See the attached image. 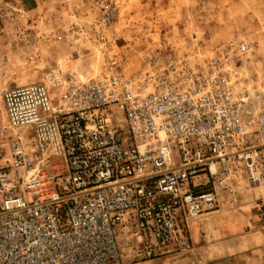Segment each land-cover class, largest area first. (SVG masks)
Instances as JSON below:
<instances>
[{
    "label": "built area",
    "instance_id": "2783aa9c",
    "mask_svg": "<svg viewBox=\"0 0 264 264\" xmlns=\"http://www.w3.org/2000/svg\"><path fill=\"white\" fill-rule=\"evenodd\" d=\"M99 5L103 38L116 6ZM189 43L128 46L84 80L3 90L8 126L22 132L0 149V264H134L185 253L200 215L237 207L247 192L264 205L254 46L238 36L203 45L196 32ZM131 56L139 66L126 70ZM4 132L0 124V139Z\"/></svg>",
    "mask_w": 264,
    "mask_h": 264
},
{
    "label": "rangeland",
    "instance_id": "374dc122",
    "mask_svg": "<svg viewBox=\"0 0 264 264\" xmlns=\"http://www.w3.org/2000/svg\"><path fill=\"white\" fill-rule=\"evenodd\" d=\"M4 1H10L0 3L4 155L7 136L22 132L8 126L4 89L34 81L51 85L56 78L84 80L106 54L127 56L128 46L143 51L170 43L186 51L193 32L208 46L238 36L253 44L252 65L264 82V0H19L20 6L16 0ZM100 2L116 6L115 20L103 38L95 26L103 11ZM68 27L74 33L66 36ZM139 63L131 56L123 67L135 69ZM190 236L189 251H170L134 264H264V205L247 192L239 206L196 218Z\"/></svg>",
    "mask_w": 264,
    "mask_h": 264
},
{
    "label": "crops",
    "instance_id": "0c3cea01",
    "mask_svg": "<svg viewBox=\"0 0 264 264\" xmlns=\"http://www.w3.org/2000/svg\"><path fill=\"white\" fill-rule=\"evenodd\" d=\"M1 1H3V0H0V3H1V4H4V3H7V2H10V1H4V2H1ZM16 1H17L16 6H20V3L23 2V0H21V2H20L19 0H16ZM13 4H15V3H13ZM208 213H210V212H208Z\"/></svg>",
    "mask_w": 264,
    "mask_h": 264
}]
</instances>
